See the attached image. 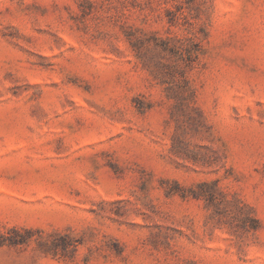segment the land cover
<instances>
[{"label": "rangeland", "instance_id": "374dc122", "mask_svg": "<svg viewBox=\"0 0 264 264\" xmlns=\"http://www.w3.org/2000/svg\"><path fill=\"white\" fill-rule=\"evenodd\" d=\"M0 264H264V0H0Z\"/></svg>", "mask_w": 264, "mask_h": 264}]
</instances>
